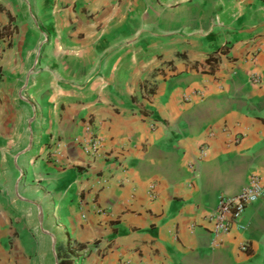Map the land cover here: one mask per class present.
Wrapping results in <instances>:
<instances>
[{"label": "crops", "instance_id": "crops-1", "mask_svg": "<svg viewBox=\"0 0 264 264\" xmlns=\"http://www.w3.org/2000/svg\"><path fill=\"white\" fill-rule=\"evenodd\" d=\"M251 173L264 0H0V264H264V198L204 217Z\"/></svg>", "mask_w": 264, "mask_h": 264}, {"label": "built area", "instance_id": "built-area-1", "mask_svg": "<svg viewBox=\"0 0 264 264\" xmlns=\"http://www.w3.org/2000/svg\"><path fill=\"white\" fill-rule=\"evenodd\" d=\"M252 82H257L258 77L252 76ZM83 135L79 140L81 149L89 155H96L100 146V139L94 134L92 127L88 122L83 123ZM204 147H199L197 158L204 155ZM194 163H190L189 167L194 169ZM264 173L257 175L249 174L246 183L233 195H217L214 205L205 213V219L211 224V230L214 233L226 232L234 224L238 228H243V225L238 223V217L243 212L246 205L264 198ZM96 183H100L97 180ZM241 249H245V244H242ZM72 249L69 245V255L73 259V264H79L78 256L71 253Z\"/></svg>", "mask_w": 264, "mask_h": 264}, {"label": "trees", "instance_id": "trees-1", "mask_svg": "<svg viewBox=\"0 0 264 264\" xmlns=\"http://www.w3.org/2000/svg\"><path fill=\"white\" fill-rule=\"evenodd\" d=\"M206 60L209 62H212L214 60V56L212 54H209L206 57ZM73 263V259L69 256H65L61 259L58 260L57 264H72Z\"/></svg>", "mask_w": 264, "mask_h": 264}, {"label": "water", "instance_id": "water-1", "mask_svg": "<svg viewBox=\"0 0 264 264\" xmlns=\"http://www.w3.org/2000/svg\"><path fill=\"white\" fill-rule=\"evenodd\" d=\"M73 264V263H72Z\"/></svg>", "mask_w": 264, "mask_h": 264}]
</instances>
